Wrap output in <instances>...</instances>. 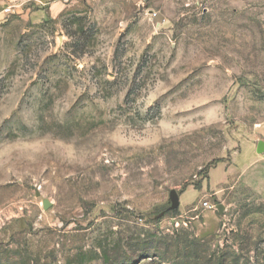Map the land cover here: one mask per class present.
Listing matches in <instances>:
<instances>
[{
  "label": "rangeland",
  "instance_id": "rangeland-1",
  "mask_svg": "<svg viewBox=\"0 0 264 264\" xmlns=\"http://www.w3.org/2000/svg\"><path fill=\"white\" fill-rule=\"evenodd\" d=\"M261 128L264 0H0V264H264Z\"/></svg>",
  "mask_w": 264,
  "mask_h": 264
},
{
  "label": "crops",
  "instance_id": "crops-1",
  "mask_svg": "<svg viewBox=\"0 0 264 264\" xmlns=\"http://www.w3.org/2000/svg\"><path fill=\"white\" fill-rule=\"evenodd\" d=\"M259 131L258 132H260L261 133V131L260 130H262V132H263V130H264V128L262 129H258ZM252 144H253V146L254 147H257V149H258V156H257V160L259 161V162H262V163H264V138L263 137H261V138H258L257 139V141H253L252 142ZM261 149V150H260ZM263 165H261V167H262ZM264 167V166H263ZM263 167H262V169H263ZM239 177H240V175H239ZM244 179H242V181L243 182H246L248 185H250L251 187H253L255 190H257L262 196H264V187L262 186V185H259V184H257L256 183V185H255V181L254 180H250L249 178H247V177H243Z\"/></svg>",
  "mask_w": 264,
  "mask_h": 264
},
{
  "label": "water",
  "instance_id": "water-1",
  "mask_svg": "<svg viewBox=\"0 0 264 264\" xmlns=\"http://www.w3.org/2000/svg\"><path fill=\"white\" fill-rule=\"evenodd\" d=\"M169 200H170V205L166 209V211H168V210H174V209H177L179 207V204H180L179 194H178V192L175 189H172L170 191ZM49 205H51V202L48 199H43V206H44V208L49 207ZM217 209L219 210L220 213H223V206L221 204L217 205ZM166 211H164V213Z\"/></svg>",
  "mask_w": 264,
  "mask_h": 264
},
{
  "label": "built area",
  "instance_id": "built-area-1",
  "mask_svg": "<svg viewBox=\"0 0 264 264\" xmlns=\"http://www.w3.org/2000/svg\"><path fill=\"white\" fill-rule=\"evenodd\" d=\"M203 205H204L205 207H208V208H211V209L215 208V205H213L212 203H210V202H208V201H205V202L203 203Z\"/></svg>",
  "mask_w": 264,
  "mask_h": 264
},
{
  "label": "trees",
  "instance_id": "trees-1",
  "mask_svg": "<svg viewBox=\"0 0 264 264\" xmlns=\"http://www.w3.org/2000/svg\"><path fill=\"white\" fill-rule=\"evenodd\" d=\"M196 187H197V188H199L200 186H199V185H197Z\"/></svg>",
  "mask_w": 264,
  "mask_h": 264
}]
</instances>
